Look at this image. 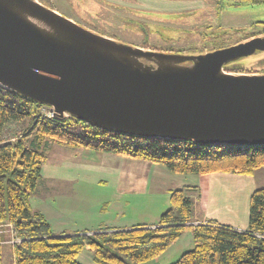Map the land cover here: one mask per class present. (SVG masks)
I'll use <instances>...</instances> for the list:
<instances>
[{
	"label": "water",
	"instance_id": "95a60500",
	"mask_svg": "<svg viewBox=\"0 0 264 264\" xmlns=\"http://www.w3.org/2000/svg\"><path fill=\"white\" fill-rule=\"evenodd\" d=\"M264 37L195 56L123 44L37 0H0V86L92 127L264 147V73L226 72Z\"/></svg>",
	"mask_w": 264,
	"mask_h": 264
},
{
	"label": "trees",
	"instance_id": "16d2710c",
	"mask_svg": "<svg viewBox=\"0 0 264 264\" xmlns=\"http://www.w3.org/2000/svg\"><path fill=\"white\" fill-rule=\"evenodd\" d=\"M228 70L247 72L238 66ZM41 108L44 106L0 86V224H9L18 241L11 245V264H83L77 258L85 249L91 251L95 264H146L186 230H192V248L169 264H264V186L250 195L245 230L215 219L195 224L196 187L171 190L169 205L155 224L122 229L56 233L42 213L29 207L46 149L53 142L143 158L175 174L198 176L252 174L264 166L263 146H203L191 141L138 138L92 127L73 117H48ZM6 230L1 229L0 241H7ZM1 250L0 245L3 264Z\"/></svg>",
	"mask_w": 264,
	"mask_h": 264
},
{
	"label": "rangeland",
	"instance_id": "374dc122",
	"mask_svg": "<svg viewBox=\"0 0 264 264\" xmlns=\"http://www.w3.org/2000/svg\"><path fill=\"white\" fill-rule=\"evenodd\" d=\"M72 1L76 11L74 18L93 27L87 29L89 31L105 35L125 45L138 46L146 50L150 48L164 53L184 50V54L191 56L213 51L219 44L228 45L240 41L243 37L250 36L252 30L261 29L262 26L256 22L264 20V2L240 1V6L235 7L231 6L228 0H162L157 3V7L160 8L158 14L147 16L157 9L150 3L136 6V11L128 14L130 19H135L132 22L136 20L143 22L147 18L156 19L152 23L120 26L124 24L121 19H117L116 14L110 19L112 15L110 13L108 24L94 27L98 22L93 17L96 16L94 13L100 15L101 7L93 3L94 6L88 8L83 0ZM56 4L55 12L62 14V6L59 2ZM139 8L148 9V12L142 15L137 12ZM76 15L79 17H75ZM111 22L113 24L109 27ZM207 24H210V28ZM141 28H144V31ZM234 66L242 67L247 72L262 73L264 51L241 58L239 62L224 68V71L228 72V69ZM40 112L48 116L45 107L41 108ZM58 147L62 150L57 149ZM68 149L71 148L50 143L41 167V178L35 191L30 195L32 211L42 213L53 232L96 231L100 227H119L122 224L145 225L156 222L163 210L167 209L169 201L167 200V207L162 209L161 200L164 197L161 192L155 191L160 182L152 176V172L139 177L133 171L134 179L129 185L123 178L132 176L126 175L128 171L124 169L125 164L115 161L119 158H111L114 153L97 155L96 151L89 148ZM86 149L95 154L85 152ZM73 152L77 154L74 155ZM254 174L261 182L258 187H263L264 166L258 168ZM145 185L147 190L144 189L142 193L135 194L130 191L138 186L143 188ZM167 198L169 199L168 195ZM158 208L161 211H157ZM185 235L180 238V242L184 243L182 246L187 243ZM191 236L189 249L193 245V234ZM6 239L7 241L11 239L7 230ZM1 247L3 264H11L12 246L8 243ZM189 249L186 248L185 251ZM174 255L169 258L173 260ZM77 259L83 264H95L90 250H82ZM166 261L167 259L158 258L146 264L170 263Z\"/></svg>",
	"mask_w": 264,
	"mask_h": 264
},
{
	"label": "crops",
	"instance_id": "0c3cea01",
	"mask_svg": "<svg viewBox=\"0 0 264 264\" xmlns=\"http://www.w3.org/2000/svg\"><path fill=\"white\" fill-rule=\"evenodd\" d=\"M69 148V147H68ZM62 150L61 148H57ZM71 149H79V148H71ZM68 149V150H71ZM64 150V149H63ZM91 155L95 153L90 152L89 149H86ZM97 155H100L104 152L96 151ZM76 155V152H73ZM106 155V154H103ZM113 155V154H112ZM120 155V156H119ZM115 155L111 158H119L115 160L117 162H122L125 164V168L128 174H131L132 178L124 177V180L129 182L131 185L133 177V171L139 175V177L143 175H147L152 172V176L159 180L160 186L156 188L155 191L158 193L161 192L164 199L161 200L162 202V209H165L168 204L169 193L173 189L178 188H189V187H196L199 190V197H197L195 201V217L194 223L198 224V222H202L204 220H213L215 219L217 222H221L222 224H229L233 226L235 229L238 228L240 230H245L248 228V213H249V202H250V195L252 192L260 186L261 182L258 181L254 172L252 174L246 175H239V174H231V173H211L208 175H182V174H175L171 172L167 167H164L162 164L159 163H152L146 159H135L132 157H126L121 154ZM118 156V157H117ZM259 171V170H258ZM139 183V182H138ZM262 186V185H261ZM141 187V186H140ZM130 189L131 192L138 194L142 193L143 190H147L146 185L143 188ZM154 191V192H155ZM29 207H31V196L29 199ZM165 207V208H164ZM32 209V207H31ZM157 211H161L158 210ZM165 211V210H163ZM156 222L145 223L147 225H153ZM137 224H144V223H137ZM124 226V227H123ZM132 225H125L122 226H111L115 228H130L125 227ZM108 226L107 228H111ZM103 228V227H100ZM95 231V230H90ZM73 233V232H72ZM192 230H188L185 233H182L180 238H183V234L185 235V246H182V242H180V238L171 244L169 248L158 255V258L167 259L166 263L172 262L176 260L181 253L185 251V249H189L191 247V234ZM185 247V248H184ZM171 253V254H169ZM177 255H174V254ZM173 260L169 257L173 256ZM12 261V257L10 258Z\"/></svg>",
	"mask_w": 264,
	"mask_h": 264
},
{
	"label": "flooded vegetation",
	"instance_id": "af4514ba",
	"mask_svg": "<svg viewBox=\"0 0 264 264\" xmlns=\"http://www.w3.org/2000/svg\"><path fill=\"white\" fill-rule=\"evenodd\" d=\"M37 1L42 2L43 4L47 5V7H49L50 9H52L54 11L57 7L56 2H59L60 5L62 6V11L64 13V14L62 13V15L65 18H69L71 21L77 23L78 25H81L85 29L93 28L91 26L89 27L86 23L82 22L81 20H77L74 18V14L76 13V11H75V7L72 5V3H73L72 0H37ZM83 1L86 4V7L88 6V8L90 6H94L93 3H96L97 5H99L101 7V9H100L101 11L99 13L100 15H98L97 12H95L94 14L96 16H93L94 19L96 21H98L95 23V25H97V26H94V27H99L100 25H104L105 23H107V24L109 23L107 20H109V14L110 13H112L110 19H113L115 14L117 15V19H121V22H123L124 24H121L120 26L152 23V22L156 21V19L147 18V20L145 19V21H143V22H139L137 20L135 22H132L135 19H130V15H128V14H130V13L133 14V11H136V6H145L147 3L154 4V6L157 7L158 1H162V0H83ZM240 1L245 2V1H249V0H228V2L230 4H232L231 6H235V7L240 6V4H239ZM250 1L252 3L264 2V0H250ZM90 2H92V3H90ZM163 3H164V1H163ZM109 8L111 9V11ZM158 9H160V8L157 7V9H154L156 11H153L151 14H148L147 16L152 15V14H158V12L160 11ZM112 10H113V12H112ZM137 12L141 13L143 15V13L148 12V9L142 10L141 8H139V9H137ZM101 16H103L104 18L101 19L100 18ZM75 17H79V16L76 15ZM112 24L113 23L111 22L109 27H111ZM256 24L259 26H262V28L261 29L258 28L255 31L252 30V34L250 36L243 37L242 39H240V41H236V42L230 43L228 45L219 44L217 46V49L227 48L231 45L240 44V42H245V41L251 40L253 38L264 37V20H262L260 22H256ZM207 27L210 28V24H207ZM141 29H142V31H144V28H141ZM217 49H215V50H217ZM150 50L156 51L154 49H150ZM183 51L172 50V51H166V52L167 53L174 52V53L183 54L184 53ZM207 52H209V51H207Z\"/></svg>",
	"mask_w": 264,
	"mask_h": 264
},
{
	"label": "built area",
	"instance_id": "2783aa9c",
	"mask_svg": "<svg viewBox=\"0 0 264 264\" xmlns=\"http://www.w3.org/2000/svg\"><path fill=\"white\" fill-rule=\"evenodd\" d=\"M46 110H47V115H48V117L49 116H55L54 115V113H53V110L50 108V107H48V108H45ZM9 227V228H8ZM4 228H7L8 229V231H10L12 234H11V239H10V241H0V245L2 246V245H4V244H8V243H10V245H13V244H15V243H18V241L17 240H15L14 238H13V231H11V226L8 224H0V233H3L2 231H1V229H4Z\"/></svg>",
	"mask_w": 264,
	"mask_h": 264
},
{
	"label": "bare ground",
	"instance_id": "6f19581e",
	"mask_svg": "<svg viewBox=\"0 0 264 264\" xmlns=\"http://www.w3.org/2000/svg\"><path fill=\"white\" fill-rule=\"evenodd\" d=\"M45 107V106H44ZM45 108H47V107H45Z\"/></svg>",
	"mask_w": 264,
	"mask_h": 264
}]
</instances>
